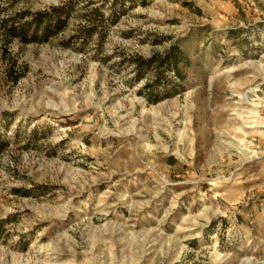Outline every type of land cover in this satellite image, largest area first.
I'll return each instance as SVG.
<instances>
[{
  "label": "rangeland",
  "instance_id": "374dc122",
  "mask_svg": "<svg viewBox=\"0 0 264 264\" xmlns=\"http://www.w3.org/2000/svg\"><path fill=\"white\" fill-rule=\"evenodd\" d=\"M123 1L104 37L0 27V264H264V0Z\"/></svg>",
  "mask_w": 264,
  "mask_h": 264
},
{
  "label": "trees",
  "instance_id": "16d2710c",
  "mask_svg": "<svg viewBox=\"0 0 264 264\" xmlns=\"http://www.w3.org/2000/svg\"><path fill=\"white\" fill-rule=\"evenodd\" d=\"M21 0H0V14L3 11H8L13 8ZM107 1V0H106ZM3 3L7 5L3 6ZM82 0H68L64 4L51 6L49 9L40 10L36 12H29L26 10H16L3 17L0 23V27L9 38H17L23 43H37L47 42L52 37L66 30L69 25V21L78 15L85 19V25L80 28V34L78 35L82 39L92 38L95 34L104 37L107 34L110 26L118 22L122 15H124L128 8L123 0H114L110 7V15L105 16L104 7L95 6L92 7L94 2H88L82 4ZM82 4V5H81ZM179 48L173 46L167 53L160 65L167 66L169 68L178 69L179 63ZM155 59L149 61L140 62L139 69L143 67L146 69L154 63ZM147 65V66H145ZM177 74L180 75L179 70ZM160 80L157 79V83ZM156 84H149L148 89L155 88ZM154 93V92H152ZM154 97L155 100L162 98L160 92H157ZM169 93V90L168 92Z\"/></svg>",
  "mask_w": 264,
  "mask_h": 264
}]
</instances>
